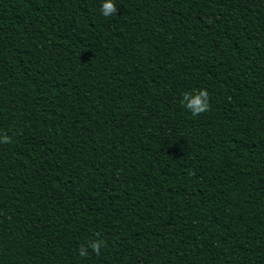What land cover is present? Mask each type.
Wrapping results in <instances>:
<instances>
[{
	"label": "trees",
	"instance_id": "trees-1",
	"mask_svg": "<svg viewBox=\"0 0 264 264\" xmlns=\"http://www.w3.org/2000/svg\"><path fill=\"white\" fill-rule=\"evenodd\" d=\"M103 2L0 0V264H264V0Z\"/></svg>",
	"mask_w": 264,
	"mask_h": 264
},
{
	"label": "clouds",
	"instance_id": "clouds-1",
	"mask_svg": "<svg viewBox=\"0 0 264 264\" xmlns=\"http://www.w3.org/2000/svg\"><path fill=\"white\" fill-rule=\"evenodd\" d=\"M117 8L113 3V0H104L101 6V14L105 17L116 15ZM209 93L206 89H199L195 93H184L182 98V106L188 110L192 116L196 117L210 110ZM3 142L10 143L8 137H4ZM105 242L100 239L92 240L87 243L86 246H81L78 250V254L81 257H85L89 254L88 249H91L92 253L99 255Z\"/></svg>",
	"mask_w": 264,
	"mask_h": 264
}]
</instances>
